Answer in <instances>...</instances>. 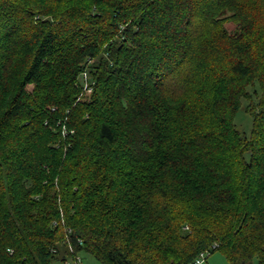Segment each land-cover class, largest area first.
I'll use <instances>...</instances> for the list:
<instances>
[{
    "label": "trees",
    "instance_id": "16d2710c",
    "mask_svg": "<svg viewBox=\"0 0 264 264\" xmlns=\"http://www.w3.org/2000/svg\"><path fill=\"white\" fill-rule=\"evenodd\" d=\"M214 243L264 264V0H0V264Z\"/></svg>",
    "mask_w": 264,
    "mask_h": 264
},
{
    "label": "rangeland",
    "instance_id": "374dc122",
    "mask_svg": "<svg viewBox=\"0 0 264 264\" xmlns=\"http://www.w3.org/2000/svg\"><path fill=\"white\" fill-rule=\"evenodd\" d=\"M233 25L229 26V29H232ZM236 125L244 132H249L251 126V118L245 113L240 112L235 120ZM81 261L79 264H102L94 256L80 252L78 254ZM71 261V259H69ZM53 264H61L59 261L54 262ZM201 264H227V259L223 251L214 250L209 254Z\"/></svg>",
    "mask_w": 264,
    "mask_h": 264
},
{
    "label": "built area",
    "instance_id": "2783aa9c",
    "mask_svg": "<svg viewBox=\"0 0 264 264\" xmlns=\"http://www.w3.org/2000/svg\"><path fill=\"white\" fill-rule=\"evenodd\" d=\"M84 78L86 77V73L83 74ZM54 224H56V222H54ZM217 244L214 243L212 244V246L209 249H206L204 251H202L199 255L198 258H196L193 262L189 263V264H201L204 259L211 253L212 250L216 249ZM71 250V249H70ZM79 254V253H78ZM78 254L75 255V258H70L71 261H69V259H67L64 264H79L81 259L78 256Z\"/></svg>",
    "mask_w": 264,
    "mask_h": 264
}]
</instances>
